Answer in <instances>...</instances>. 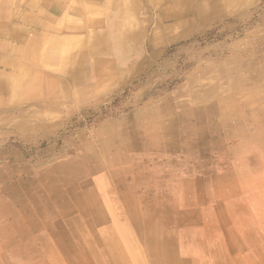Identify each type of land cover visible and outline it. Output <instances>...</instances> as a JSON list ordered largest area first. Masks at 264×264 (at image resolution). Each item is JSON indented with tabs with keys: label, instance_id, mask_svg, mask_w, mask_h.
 Listing matches in <instances>:
<instances>
[{
	"label": "rangeland",
	"instance_id": "1",
	"mask_svg": "<svg viewBox=\"0 0 264 264\" xmlns=\"http://www.w3.org/2000/svg\"><path fill=\"white\" fill-rule=\"evenodd\" d=\"M132 2L136 60L99 46L79 82L0 91V264H78L62 223L88 236L93 204L129 264H264V0L196 4L192 26L139 20Z\"/></svg>",
	"mask_w": 264,
	"mask_h": 264
},
{
	"label": "crops",
	"instance_id": "2",
	"mask_svg": "<svg viewBox=\"0 0 264 264\" xmlns=\"http://www.w3.org/2000/svg\"><path fill=\"white\" fill-rule=\"evenodd\" d=\"M186 1L189 8L198 4L197 10L202 15L210 13V5L214 2L222 5L218 16L234 10L230 6L231 10H226L223 0L222 4L220 0H210V3L208 0ZM242 1L246 0H232L231 6L237 8ZM131 2L135 5L130 12L133 17L140 20L141 15L152 14L158 24L168 21L173 25L192 26L193 15H196L189 11L183 17H161L160 13L167 10L175 13L176 8L171 9L167 2L157 3L156 0H0V80L9 78L3 85L12 86L14 79L26 80L24 76H28L29 80L47 81L45 86L38 88L35 96L44 90L47 92L50 80L62 81L65 73L70 75L81 63H89L90 55L96 57L97 47L106 49L113 44L109 41L110 28L116 29L119 22H123L122 15ZM119 5H122L121 11ZM4 86L0 91L8 90ZM20 90L21 93L17 88L8 90L11 96L15 95V102L28 101L33 96L29 93L30 84L28 89Z\"/></svg>",
	"mask_w": 264,
	"mask_h": 264
},
{
	"label": "bare ground",
	"instance_id": "3",
	"mask_svg": "<svg viewBox=\"0 0 264 264\" xmlns=\"http://www.w3.org/2000/svg\"><path fill=\"white\" fill-rule=\"evenodd\" d=\"M162 1H164V0H161V1L156 0L157 3L162 2ZM220 1L222 4V0H220ZM231 2H232V0H223V5L225 4L224 8H226V10L230 9V8H228L229 6L231 7V9H235L231 6V4H232ZM168 4H169L171 9L176 8L177 10L176 9L174 10L175 13H171L170 10H167V12L164 14L160 13L161 17L163 15H167V14L169 15V17L170 16L176 17V15L178 13H179L178 15L182 16L183 14L187 13V10L190 9V8H188V2L186 0H178V1L171 0L170 3H168ZM55 5H53V6L55 7ZM118 7H120V5ZM210 8L212 11H216V10L222 9V5L218 6L217 3L214 2L213 4H211ZM224 10L225 9H223V11ZM125 12H126V10H125ZM124 14L126 15V13H124ZM124 14L122 15V21L123 22H119L118 27L116 29L110 28V32H109L111 35L109 38V41H111L113 43V44H111L109 49L113 48L112 54L115 58L116 63L119 60H123V59L132 61V59H135L136 57H138L141 54L142 49H143V47L139 48V45L141 44L142 37H136V39L134 41H132L134 44L130 40L128 41L124 37L123 30H122L123 27L125 26ZM161 14H163V15H161ZM181 16H179V17H181ZM165 17H168V16H165ZM157 19H158V17H157ZM155 21H157L156 18H155ZM111 32H112V34H111ZM95 54H97V50L95 51ZM100 64L101 63L97 62V64L95 65L96 68L94 67V71L97 75H100L104 69L103 67L101 69H99V67H101ZM86 65L87 64H85V63H81L80 65H78V67L75 69V71L71 72L70 77L76 82L83 80L85 77L84 74H86V72H87ZM114 70H115V67L111 68L110 72L115 73ZM22 72H26V71H22ZM247 75L248 74H246V76ZM243 76H245V75H243ZM24 77H26L27 79L26 80H23V78L22 79L19 78L18 80L14 79L12 86L10 84H7L6 86L3 85V84L7 83V81H4V80H6V79L8 80L9 78L1 79L0 80V88H2V86H4L8 90H10V89L12 90L13 88H17V89L20 88L22 90L28 89L29 83L33 79L29 80L28 76H24ZM257 77H260V76L258 74H256V76L254 74H252V75L249 74V79L253 80V79H256ZM260 78H262V77H260ZM262 79L264 80V77ZM247 81H245V82H247ZM254 81H256V80H254ZM250 82H252V81H250ZM48 86H49V84H48ZM37 90H38V88L33 90L30 93H35ZM242 102H243V104H246L245 100ZM247 103H248V101H247ZM122 195L125 196L124 194H122ZM64 200L67 202L66 199H64ZM67 206H68V202H67ZM92 206L95 208V210H92L91 215L87 219L88 221H90V229H89V235L88 236H85V228H84V226L82 227L81 221L77 220L75 222V225H74V227L76 229L71 230V231L70 230L66 231L65 230L66 229L65 223L64 222L62 223V228L64 231L61 232V234H60L61 235V237H60L61 242H58L60 252L65 254V250L67 249V247L74 249V252H76L78 250V264H129V262H126V260H124V258L123 259L121 258L120 250H118V247L116 246L115 240L112 241L113 237L111 236V234H112L113 230L111 231L112 227H110L109 224L106 223L108 220L105 217L104 210L99 209L94 204ZM101 215H103V218ZM105 219H106V221H105ZM59 222L61 223V221H59ZM43 225L45 227V231L49 232V230L46 227V224H43ZM158 226L162 230L165 229V226H163L162 224H158ZM149 238H150V241H151V244L153 245V247H157L159 245H162L160 243V241L156 240L155 238H153V237H149ZM149 238H148V240H149ZM112 244L115 245V247L117 249L115 252L112 251ZM48 252H50V251L48 250ZM76 254H77V252H76ZM76 258H77V256H76Z\"/></svg>",
	"mask_w": 264,
	"mask_h": 264
}]
</instances>
